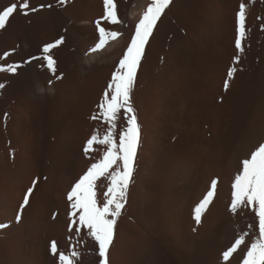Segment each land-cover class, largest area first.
I'll use <instances>...</instances> for the list:
<instances>
[{"label": "bare ground", "instance_id": "6f19581e", "mask_svg": "<svg viewBox=\"0 0 264 264\" xmlns=\"http://www.w3.org/2000/svg\"><path fill=\"white\" fill-rule=\"evenodd\" d=\"M100 1L81 0L80 3L79 0L78 5H75V0H66L64 4L69 6L64 10L61 7L63 11L61 10L62 22H60L65 24L67 30L77 38L78 44L71 46L73 49L65 53L63 51L60 53L59 48L56 47L49 54L56 58V65H61L66 69L64 71H68L73 89L69 91L67 90L69 87L65 88L66 85L61 86L60 83H54L51 75L44 77L30 70L11 112V118L8 119L11 130L9 132L12 135L11 147L15 148L13 152L15 155L14 159L9 161L8 157L0 152V264H58V256H53L50 252V245L53 241L56 242L58 250L66 254H70L75 248L80 254L76 259V264H99L98 245L87 234V230L82 229L77 235L74 229L78 224H73V231L68 229L71 223L69 213L72 209L66 194L69 193L71 185H74L72 184L74 180L77 181V177L83 175L90 164L99 160L106 150V146L94 144L87 155L84 151L87 140L93 134L102 139L108 131L107 123L104 122L102 116H99L98 105L107 89L109 73L113 70L117 60L122 57L134 32L135 23L139 21L150 0H128L125 5L121 3V8H117V14L122 23L117 25H111L103 19V7ZM14 3L18 7L22 4L20 0H8L5 4H0V8L5 6V9ZM223 3H221L222 6ZM74 6L76 9H70ZM217 11L218 14L219 11L221 14L224 12L222 9ZM41 15H43L40 17L45 24L54 29L55 21L53 22V19L48 16L50 14ZM219 16V20L224 17L220 14ZM228 18L231 17L228 16ZM212 19H217V17L213 16ZM98 21L107 30L120 31L123 35L117 41H110L103 49L91 52L90 49L95 47L99 40ZM222 21L219 22L222 23ZM224 22L228 23L225 20ZM54 34L50 36L51 39L49 37L45 40L50 42L55 38ZM29 43L23 42L24 50ZM223 46L226 47L225 44ZM221 53L218 52L219 59L221 55L222 58L224 57ZM219 59L212 60L211 64L206 69L204 68L205 71L201 73L203 75L198 77L199 79L195 78L198 90L192 94V97L183 94L182 89L180 90L182 92L178 90L177 85L183 78L180 80V77H175L176 72L174 76L165 74L166 76L155 75L146 78L141 82L139 89L132 91V104L140 127V143L125 208L114 228V240L109 250L110 264H242L247 247L258 235V220L254 212L250 208H241L237 213H232L230 203L231 185L241 170V162L249 158L251 152L264 143V102L262 101L261 105L255 103L256 99L251 98L255 104H258V106L254 105L257 108L249 105L253 111L250 109L249 114L240 117L234 116L237 113L230 116L222 112L220 104L213 102L214 94L222 81L220 71L223 62ZM86 85L93 89L92 103L94 104L87 111L85 110V115L82 110V115L86 119L88 117L91 119L84 122L85 124L82 118L81 122L80 119H76L75 122L81 123L76 124L81 131L84 127H88L84 130L88 132L76 137L75 135L80 131L74 128L77 126H73V119L78 115L76 114L75 117L70 114L74 118H70L68 123L58 127L57 141L54 142L56 144L55 147L53 146V152L51 151L52 155L50 154L51 160L48 158L49 165L44 167L42 164L41 167L40 161L42 160H39L33 153L34 148L37 150V146L31 145L29 138L26 139V134L31 132L29 122L31 106L33 103L39 104V101L47 95L58 94L57 96L62 97L73 90V94L79 97V91L83 90ZM181 87L184 89L183 85ZM191 90L193 88L189 91ZM74 100L72 104L76 102ZM228 100L225 101L229 103ZM59 101L56 100L58 103ZM55 104L53 107H58ZM246 107L248 106L245 105L244 110ZM64 108L66 109L67 106ZM36 109L38 111V108ZM61 110L64 111V109ZM72 112L69 111L68 114ZM93 116L98 118L92 119ZM125 126L126 121L121 112L116 126L117 141L119 131ZM39 127L42 126L39 125ZM37 129L41 133L40 129ZM37 129L35 128L34 135L39 139L41 134ZM78 144L81 149L78 147V154L72 156ZM38 147L40 148V144ZM45 154L47 155L46 152ZM76 158L78 165L80 164L78 174L73 175L72 173L71 175L69 172L71 160ZM44 174L47 179L43 181L41 178L35 187H31L34 190L29 203L24 205L25 191L31 186V180L34 177L40 178ZM213 179L218 181L216 193L202 214L200 224H197L193 218L194 209L206 195ZM97 183L99 185L97 199L102 203L104 199L102 193L107 190L108 181L101 178ZM249 225L252 227L249 228ZM243 233H248L245 243L230 257L229 261H224L223 252L227 251L235 239Z\"/></svg>", "mask_w": 264, "mask_h": 264}, {"label": "rangeland", "instance_id": "374dc122", "mask_svg": "<svg viewBox=\"0 0 264 264\" xmlns=\"http://www.w3.org/2000/svg\"><path fill=\"white\" fill-rule=\"evenodd\" d=\"M7 1L8 0H0V4H5ZM20 1L22 3L24 2V0H20ZM32 1H33V3L37 2V4L30 3ZM50 1L51 0H42V2H41V0H40V2H39L38 0H28L29 5H30V9L32 8L31 6H33V8H37L38 11L31 12L29 9V15L26 16V15L21 14V12L18 10L15 13L16 15L14 14L15 16L13 15L9 19V22L6 25V28L4 30H0V65H2V66H7V65H11V64L20 65V67L17 69V72L15 74H12V73H9L6 71L0 72V83L5 85L4 88L0 89V130H2V131H0V146H1L0 148H2L4 150L3 151L2 149H0V152L2 154H4L5 156H7L9 161H12L14 159L15 153H13V152H15V148L11 147V136L12 135H11V132H9L11 130H10V124H9L10 120H8V119L11 118V116H10L11 112L13 110L15 103L17 102V100L19 98V95L22 91V87L24 85L23 83L26 82L28 75H29L28 73H30V70L31 71L34 70L35 73H37L40 76L43 75L44 77L51 75V78H52L54 83H57V84L60 83L59 85H61V86L66 85L65 88L69 87L67 89L69 91L73 89L72 85H71L72 79L69 78L68 71H64L66 69H64V67H62L61 65H56V58L54 56H52L51 54H49L50 52L48 54L55 61V67H56L55 68V70H56L55 75H53V73L48 70L46 63H44L45 61L42 59V57L44 55V53L42 51L44 45H47L49 43H53L52 40H54V42H55L56 40L63 37V43L57 47V48H59L60 53L62 51L64 53L66 51L68 52L69 50L73 49L72 48L73 46H77V44H78L77 38L73 34H71V32H69L67 30V27L65 26V24L61 23L62 22V20L60 18V17H62L61 16V14H62L61 10H62V8L64 10V8H67L69 5L61 4L59 1H51V2ZM76 1L77 0H75V5H78L79 0L77 2ZM114 2L117 4V8L119 9V8H121V3H124V5H125V3L126 4L128 3V0H114ZM39 3H42V4H39ZM80 3H81V0H80ZM100 3H102L101 7H103L102 8V14H103L104 13L103 0H101ZM221 3H223V6ZM242 3L245 5V10H246V34H245V38L242 40V49L243 50L238 51L234 46L235 37H236L235 20H236V13L239 11V6ZM119 4H120V6H119ZM211 4H212V6H211ZM41 6H43V7H41ZM225 6H226V8H225ZM4 7H1L0 10L3 11ZM215 7L216 8L222 7V8H218L217 10L222 9L224 11L223 14H221L222 13L221 10H220L221 13L219 11V14L224 16V17L222 16L223 18L221 20H219L220 16H219L218 11L216 10ZM74 8L76 9L75 6L70 7V9H72V10ZM43 9H45V10H43ZM227 9L230 11H228ZM42 11H43V13H42ZM212 11H213V13H212ZM214 12H215V15H214ZM48 13L50 15H48ZM216 13L218 14V16ZM41 14H44V15L46 14L51 19H53V22L55 21L54 27H53L54 29L50 28L49 26H47L45 24V22L41 18L43 15H41ZM211 16H212V18H213V16H214V18L217 17V19H212ZM225 16H226V18H225ZM228 16L231 17L230 19H232L231 20L232 23L228 22V20H230L228 18ZM34 18H35V20H34ZM217 20H218V22H217ZM224 20L227 21L228 23H225ZM219 21H222V23ZM214 22H216V23L214 24ZM230 24H232V25L230 26ZM62 25H64V26H62ZM226 25H227V27H226ZM37 29H39V30H37ZM27 33L28 34L30 33V34L28 35ZM52 33H55L54 34L55 38L52 39L50 42L48 40H45V39H48L50 36H52ZM153 35L154 36H152L150 38L149 44L146 46L145 56L142 59L141 65L138 69V73H137L138 79H136L137 81L135 82L133 91L139 89L141 82L143 80H146V78L148 79V78L155 76V75L156 76H162V75L163 76H166V75L174 76V73L176 72L175 77H177V78L180 77V80L183 78L179 82V84L177 85L178 90L180 91L182 89L183 92L182 91H180V92H182L183 94H188L189 96L192 97V94H194V92L198 90V84H197L196 79H199L200 76L203 75V74L201 75V73L203 71H205V69L211 64L212 60L215 61V60L219 59L218 56H220V55H218V52H219V54L222 52L221 54H223V56L226 58V60L224 57H223L224 58V60H223L222 55H221L219 60L220 61L222 60V62H223V63L221 62L222 67H221V71H220V73L222 72L220 74V77L222 76V78H221L222 81L220 82L221 86H219L217 88L216 93L214 94L213 102L219 103L220 107H221V111L225 112V114H227V115L233 116L234 113L235 114L237 113L236 115H234L236 117H238V116L240 117V116H244V115L249 114L251 112V110L253 111V109H251V106H252V108H254L255 107L254 105L258 106V104H255V103L261 104L262 101L264 102V99H263L264 98V94H263L264 93V0H224V1L223 0H172L170 7L165 10V13L162 15L161 19L157 22V26L154 29ZM24 38H25L24 41H27V43L32 42L31 44L30 43L28 44L29 46H27V48L25 50L22 47L23 42H24L23 41ZM26 38H27V40H26ZM50 39H51V37H50ZM224 44L226 45V47L223 46ZM227 46H229V47L227 48ZM223 47H225V48H223ZM222 48L225 49V51H223ZM233 51H234V55H233ZM215 52H217V53H215ZM5 53H9V55L7 57H5ZM236 55L239 58L238 62H234ZM32 57L33 58L39 57L40 59H33ZM206 61H208V62H206ZM118 62H119V59L117 60V63L114 65L113 70L110 71V73H109L108 83L111 80V75H112L113 71H115V68L118 65ZM205 64H206V66H205ZM225 64H227V65H225ZM233 67L236 69V71L233 75V78L229 81V88L227 90H225L224 82H225V80L228 79L227 72L230 68H233ZM142 69H144V70H142ZM143 72H144V74H143ZM140 73L143 75V77ZM179 74H181V75H179ZM182 75H183V77H181ZM58 76L61 78L57 79ZM66 81H67V83H66ZM182 81L185 84H187L186 88H185V84H183ZM138 82H140V83H138ZM190 83H191V85L193 84L192 85L193 87L190 85ZM182 85H183L184 89L181 87ZM179 86H180V88H179ZM190 86H191V88H190ZM192 88H193V90H191V92H190L189 90ZM195 88H196V90H195ZM186 89H188V91ZM92 91H93V89H91L90 87H88L86 85L83 88V90L81 89L79 91V94L77 93L78 95H80L79 97L75 93H74L75 95L73 94V92H74V90H73V92H71L73 95L70 92H69V94H67V95L65 94L62 97L57 96L58 94H53V95H51L52 97L47 95L48 97L45 96L46 98L44 97V99H41L42 102H41V100L39 101L40 103H42L41 105L39 102H38L39 104L33 103V105H32L33 107L31 106V108H30L31 110H30V114H29V116H30L29 122H30V126H31V132L26 134L27 135L26 139L29 138L28 140L30 141L31 145L37 146L36 147L37 150H35V148L32 146L34 148L33 153L36 154V156L39 160H42V161H40L41 167L43 166L42 164H44V167H45V165L48 166L50 163V160L52 157L51 151L53 152V150H54V147L56 144V143L54 144V142L57 141L56 138H57L58 132H59L58 127H60V125L68 123L70 118H74L73 116L76 117L78 115L77 117H79V114H81V117L74 118L73 119L74 122L76 119H78V120L80 119L79 121L81 122L82 121L81 118H82L83 119L82 122L86 123L87 120L91 119V117H90V119H88L89 117L86 119V117H83V115H85L87 109H89V107H91L92 104H94V103H92L93 102ZM262 94H263V98L260 97ZM68 95L70 97H72V96L73 97L72 98L68 97L69 98V100H68V98H67ZM80 97L83 99H81ZM55 98L58 101L60 100L62 103L60 101H59V103L56 102ZM64 98H65V100H64ZM228 98H230L232 100H230V99L228 100ZM251 98L253 100L256 99L255 103H254V101H252ZM260 98H261V100H260ZM91 99H92V101H91ZM44 100H45V102H44ZM73 100H74V102L76 101L75 103L73 102L74 104H72ZM225 100L226 101L228 100L230 104L228 102H226ZM248 100H250V102ZM77 101H79L80 106H79V103ZM235 102H237V103L235 104ZM239 102H240V104H239ZM51 103L52 104L53 103L54 104L55 103L56 104L61 103V104L60 105L57 104L58 107L55 108V106L53 107L54 104L51 105ZM63 103H64V106H63ZM241 103H243V105ZM249 103H251V104H249ZM252 103H254V104L252 105ZM234 104L236 105V108H235ZM227 105H229V106H227ZM237 105L240 107V109H239V107H237ZM240 105H242L243 108H241L242 106H240ZM245 105L248 107H249V105H251V106L249 108L246 107V110H244ZM65 106H67L66 109L64 108ZM257 106L255 107V109L257 108ZM40 107L42 110L39 109ZM52 107L54 110L52 109ZM36 108H38L39 112L37 111ZM60 108L64 109V111L61 110ZM228 108L229 109L232 108V110H229ZM71 109H73V110H71ZM234 109H237L239 112L237 110H234ZM241 109L243 110V112ZM82 110H84L83 111L84 113L82 112ZM69 111H71V112L73 111V112L68 114ZM240 111H241V113H240ZM228 112H229V114H228ZM36 113H38L37 114L38 117H37ZM82 113H83V115H82ZM239 113H240V115H238ZM70 114H72L73 116ZM53 116H55V117H53ZM38 119H39V122H37ZM40 120L43 123H41ZM79 121L75 122V124L73 122V126H77V127H74L75 129H77L76 131H80V132H77V134L75 135L76 137L78 135L85 134V132H88V131H84L88 127H84V130H82V131L79 130L80 127L78 125L81 124ZM54 122H55V124H54ZM76 124H78V125H76ZM39 125H41L42 127H39ZM54 126H55V128H54ZM35 128L36 129L39 128L41 131V133H39V131L37 129L38 133L41 134V135H39V136H41L40 137L41 139L39 138L40 140L37 139L38 136L34 135V133H36ZM90 128H91V125H90ZM36 141L40 144V148L38 147L39 144L36 143ZM7 146H8V148H7ZM42 147H43V150H41ZM78 147H79V149H81L80 145L75 147V149H74L75 152L74 153L72 152V156H76L78 154V151H79L77 149ZM36 152H38V153H36ZM45 152L47 153V155L45 154ZM48 153H49V155L50 154L51 155L49 156ZM47 161H48V164H46ZM78 166H80V164L78 165V159L77 158L74 160H71V168L69 170V172H71V175H72V173H73V175L78 174ZM44 175H41L40 178L34 177L37 180L36 179L34 180V178H33L30 182L31 186H29L28 189L31 187H35L37 182L41 178H42L41 180H43V181L45 179H47L46 175H45V177H44ZM71 175H70V177H71ZM79 177H77V181H78ZM33 181H36V183H35V185L33 184V186H32ZM75 181H76V179L74 180V182L72 184H75ZM72 186L73 185H71V188H72ZM28 189L25 191V194H27ZM32 190H34V188H32ZM70 191H71V189H70ZM70 191H68V192H70ZM66 198H67V196H66ZM257 231H258V227H257Z\"/></svg>", "mask_w": 264, "mask_h": 264}, {"label": "snow or ice", "instance_id": "6c2138e0", "mask_svg": "<svg viewBox=\"0 0 264 264\" xmlns=\"http://www.w3.org/2000/svg\"><path fill=\"white\" fill-rule=\"evenodd\" d=\"M64 4L66 0H59ZM172 0H150L146 9L143 11L139 21L135 24L134 32L131 35L118 65L111 75L107 89L104 92L101 103L98 105L104 122L108 125V131L99 138L93 134L87 140L84 149L87 155L94 144L106 146L102 157L90 164L83 175L72 186L67 194V200L70 202L72 211L69 213L71 223L68 225L69 231H73V224H78L74 231L77 235L82 229L87 230V234L98 245L99 264H110L109 250L114 240V228L117 219L122 215L127 201V193L134 172V164L137 157L138 146L140 143V127L138 125L135 109L132 104L131 93L133 91L138 69L145 56L146 46L153 36L157 22L161 19L165 10L170 7ZM104 13L103 19L112 25L122 23L118 19L117 4L114 0H103ZM43 7V6H41ZM30 5L28 0L22 4H12L0 11V30H4L9 19L19 10L23 15H29ZM31 12L38 11L37 8H31ZM236 37L235 48L242 51V40L246 34V10L242 3L239 11L236 13ZM99 40L95 47L90 49L96 52L103 49L110 41H117L123 34L116 30H107L97 22ZM63 43V37L53 43L45 45L42 49L44 55L42 59L50 72L55 75V61L48 54L52 49ZM9 53H5L7 57ZM33 59H40L34 57ZM238 57L234 62H238ZM20 65L11 64L7 66L0 65V72H9L15 74ZM236 69L230 68L227 72L228 79L224 82V88H229V81L233 78ZM61 77H57L60 79ZM5 85L0 83V89ZM123 112L126 126L118 133L116 139V126L120 113ZM93 116L92 119H97ZM241 170L234 178L231 185V203L230 211L237 213L238 209L250 208L258 220V235L247 247L246 254L243 256L242 264H264V143H261L250 157L244 159ZM101 178L107 179V190L102 193L103 202H98L97 190L99 185L97 181ZM36 181H33L35 185ZM217 179L211 180L210 188L206 195L194 209V220L200 224L201 217L209 204L212 202L217 190ZM32 188L28 189L23 199V204L29 203V197L32 194ZM252 225H249L251 228ZM248 233L241 234L234 243L223 252L224 261H229L230 257L237 252L242 244L245 243V237ZM50 252L53 256H58V264H76L79 258V252L73 248L70 254L58 250L57 244L53 241L50 245Z\"/></svg>", "mask_w": 264, "mask_h": 264}]
</instances>
